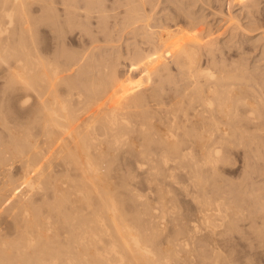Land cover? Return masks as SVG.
Masks as SVG:
<instances>
[{
	"label": "bare ground",
	"instance_id": "obj_1",
	"mask_svg": "<svg viewBox=\"0 0 264 264\" xmlns=\"http://www.w3.org/2000/svg\"><path fill=\"white\" fill-rule=\"evenodd\" d=\"M66 1L0 0V264H264V195L243 197L223 177L239 150L264 159V77L235 59L248 54L238 31H260L264 57V13L250 15L261 0H236L228 9L242 5L248 23L216 30L200 14L216 4L224 16L218 0H123L113 25L103 0ZM42 23L51 50L37 41ZM65 25L87 36L89 58L63 53ZM100 43L107 62H130L136 85L114 62L99 65L108 76L92 69ZM114 80L112 95L103 84Z\"/></svg>",
	"mask_w": 264,
	"mask_h": 264
},
{
	"label": "rangeland",
	"instance_id": "obj_2",
	"mask_svg": "<svg viewBox=\"0 0 264 264\" xmlns=\"http://www.w3.org/2000/svg\"><path fill=\"white\" fill-rule=\"evenodd\" d=\"M69 1L71 2V1H73V0H67L66 2L67 3H69ZM107 1V2H106ZM105 2H104V0H103V4L105 5V7H107L108 6V8H109V15H111V18L112 19H110L111 21H112V23H110V24H112L113 25V22H115V20H114V17H115V15L113 16L112 14H115V12H116V14H118L117 12H123L124 10L122 9V8H119L120 7V3L122 4V2H124L123 0H106ZM120 1V2H119ZM219 2V5H220V3H224L225 5L223 6L224 8H225V10H224V8L222 9V12H223V14L225 13V15L224 16H222V15H220V14H218V15H215V14H217L219 11H220V8H217L218 6H216V4H212L211 6H213L212 8H213V11L212 10H207V11H205V13L202 11L201 12V16L200 17H205V16H208V18L206 17V21H204V23L206 24V26H209V25H212L211 27L212 28H214L215 30L217 29V26H219V25H222V23L224 22V24H228V22L230 21H232L231 20V18H233V16H238V18H240V20H241V16L243 15V18H242V20L243 21H241V23H243V25H245V23H248V21L249 20H246L245 18H244V16L246 17V15H247V10H243L242 9V5H239V7L238 6H236L237 8H238V10H237V8L235 9H233L231 12H230V7H231V5L233 4V6H234V4H237L238 2L237 1H239L240 2V0H234V2H230L229 0H226V3H225V0H218ZM223 1V2H222ZM227 1H229V2H227ZM264 0H261V1H259V3H257V5L259 6V10H258V13H255V12H257V5H254L253 4V0L251 1L252 2V5H254V7H256V8H254L255 9V11H253L254 9H250V11H251V13L252 12H254V13H252V14H250V15H253V14H255V17H257V14L259 15V14H263L264 12H262L263 10H264V2H263ZM115 2V3H114ZM151 2H153L152 0H151ZM237 2V3H236ZM81 3H83V2H81ZM81 3H79V5L82 7L83 6V4L81 5ZM106 3H107V5H106ZM153 3H155V0H154V2ZM230 3V4H229ZM249 3H250V1H249ZM262 3V4H261ZM115 4V5H114ZM124 4V3H123ZM251 4V3H250ZM256 4V3H255ZM260 4V5H259ZM113 5V6H112ZM164 5V4H163ZM159 6V8L157 9V11H160L163 7H165V5L164 6ZM218 5V4H217ZM230 5V6H229ZM37 6H39V5H33L32 7H31V9L33 10V12H34V17L35 18H37V20L39 19V18H45V14L44 13H42L41 11H39L40 10V7H39V9L37 8L36 9V7ZM66 5H64V7H63V5H61V6H58V8H60L59 10L60 11H62V13L63 14H61L63 17H64V14L66 15L67 14V8H68V5L65 7ZM110 6V7H109ZM112 7L114 8V9H112ZM162 7V8H161ZM82 8H84V7H82ZM120 9V11H119V9ZM229 8V9H228ZM64 9H66V11L64 10ZM111 9V10H110ZM115 9H118L117 11L115 10ZM122 9V10H121ZM160 9V10H159ZM215 9V10H214ZM217 9V10H216ZM229 10V12H228V10ZM239 9H240V11H239ZM36 10L37 11H39V12H36ZM113 10V11H112ZM243 10V11H242ZM261 10V11H260ZM261 13H260V12ZM66 12V13H65ZM114 12V13H113ZM120 12V13H121ZM216 12V13H215ZM227 12V13H226ZM235 14H233V13ZM242 12V13H241ZM38 13V14H37ZM42 13V14H41ZM112 13V14H111ZM215 13V14H214ZM230 13H232V15L230 14ZM164 15H165V13H163ZM205 16H204V15ZM228 14H230L231 15V17H229L228 16ZM160 15V16H159ZM159 15H157L155 18H157L158 19V16H159V18L161 17V16H163L162 15V13H160ZM113 16V17H112ZM228 16V17H227ZM259 17V16H258ZM65 18V17H64ZM121 18H122V16H121ZM210 18V19H209ZM41 19H39V21L41 20ZM95 20H93L92 21V28H93V31H91L92 33H94V34H96V35H98L96 32H98V33H101V31H102V25L100 24V22H102V19H96V18H94ZM119 19H120V16H119ZM157 19H155L154 21H156ZM220 19V20H219ZM223 19L224 20H226V23H225V21H223ZM110 20L108 19V21L110 22ZM217 20H219V21H217ZM229 20V21H228ZM98 21V22H97ZM154 21H152V24L153 23H156V22H154ZM228 21V22H227ZM252 20H250V22H251ZM218 22V23H217ZM112 25H110V27L112 26ZM229 25V24H228ZM231 27H233L232 25H230ZM47 27V28H46ZM49 27V28H48ZM67 27V28H66ZM109 27V26H108ZM110 27L109 28H105L106 30H109L110 29ZM64 28L65 29H67V31L65 30V32H68V26L67 25H65L64 26ZM90 28H91V26H90ZM92 28H91V30H92ZM38 30L37 31H39V32H37V37H39V38H37V41H38V43H42V46H41V44H40V46L43 48V49H45V50H51V49H53V48H51V47H54V41L52 40L53 39V37H52V33L53 32H51L50 30H51V27H50V25L49 24H46V23H42V24H40V26L37 28ZM47 29V30H46ZM100 30V31H99ZM79 32V31H78ZM239 32V34L240 35H242L243 37H241V41H242V43H243V47H242V51L240 50L239 52H242L243 53V48H244V51L245 52H248V54L246 55V56H244V55H238L237 57H238V59H237V57L235 58L236 60H239V57L240 58H242V59H245L246 61H245V64L246 65H248V68H249V70H251V71H254V69H258V67H261V68H259L258 70H260V72L258 71V74H260L261 75V77H264V57L262 56V52H263V49H262V45H263V42H260L259 43V40L257 41V39H259L260 37H261V35L260 34H258V33H260V31H258V32H255V33H252V35L251 34H248L247 35V33H243L242 31H238ZM39 33V34H38ZM79 33H81V36H79L80 34ZM79 33H77L76 32V34H74V35H71L69 32L68 33H66V35H68V37L69 38H67V36L65 37V43L66 44H64V46L65 45H67V46H65L64 48H63V50L64 49H67V50H62L61 48L63 47L62 45H63V43L61 44V46H59V50H62L63 51V53L65 54L66 53V55H67V53H70V52H74V48H76V50L75 51H78L77 53L78 54H80L81 56L83 55V51H85L84 49H86V51L88 50V52L86 53V55L88 56V57H86V58H89L90 57V53H89V51H92L93 49H90V48H92L91 46L92 45H90V44H87L88 46L87 47H85L84 45H81V43L82 44H84L83 42L84 41H86V40H88L86 37V35L84 34V33H82V32H79ZM243 33V34H242ZM83 34L85 35V36H83ZM94 34H93V36H94ZM246 35V36H245ZM257 35V36H256ZM76 36V37H75ZM98 36H101L100 34L98 35ZM72 37H73V40L74 41H72ZM85 37V39H84V41L82 42L81 40H83V38ZM257 37V38H256ZM41 38H42V40H41ZM52 38V39H51ZM223 38H225V39H223ZM67 39V40H66ZM41 40V41H40ZM226 42H225V41ZM229 38L225 35V36H222V38L221 39H219V43H221V46L223 47L224 45H226L227 44V42L229 43ZM45 41H47V42H45ZM221 41V42H220ZM254 41H256L255 42V44H253L254 43ZM53 42V43H52ZM73 42H75V43H73ZM130 42H133L132 40H130ZM130 42H128V43H130ZM258 42V43H257ZM119 43V42H118ZM223 43V44H222ZM73 44V45H72ZM77 44V45H76ZM101 45H99V44H96V45H93V46H101V47H103L102 48V50L100 49V50H94V57H95V59L94 60H98V58H99V62L100 61H103V62H101V63H99L98 61H96V62H98V63H96V62H94V60L92 61L93 63H90L91 62V60L89 59H87L88 60V64H90V65H92L91 67H92V69H94L95 70V72L96 71H98V70H100V72L101 73H103L104 75H106L107 74V76H108V74L110 73L109 71V69H108V71L106 70V72L104 71V67H107V65L106 64H108V66H109V64H112L111 66H110V68H112V67H115V65L117 66V68H118V73H121L122 72V74L124 75V77L127 79H129V78H131V80L130 81H128L127 80V85H128V87H131V86H134V85H136L138 82H136V81H139L140 79V77H136V75H139V73H137V71H135L134 69H133V71L131 70L132 68L131 67H129L128 66V62L129 61H125V65H123L124 67H126L125 69H124V67L123 68H121L120 66L121 65H119V67H118V63H122L121 61L119 62H117L116 60H115V58H114V60H113V58H112V60H111V63L110 62H107L106 61V58H107V56H108V54L109 53H111V52H113V51H110V52H108L107 54H105L104 55V53L105 52H103L105 49H107V48H104V43L102 44V43H100ZM122 44H124L123 42H121L120 43V45H122ZM258 45V47L256 48V46H254L255 47V49H254V47H253V45ZM261 44V45H260ZM52 45V46H51ZM70 45H72V46H70ZM74 45L76 46V47H74ZM116 45V44H115ZM119 44H117L116 46H120ZM70 46V47H69ZM84 46L85 48H82V47ZM122 46H125V45H122ZM220 45H219V47H221ZM247 46V47H246ZM71 47H73L72 49H74V50H72L71 49ZM89 47V48H88ZM225 47V46H224ZM240 46H238V48H239ZM48 48V49H47ZM78 48H80V50H77ZM71 49V50H70ZM257 49V50H256ZM82 50V51H81ZM61 51V52H62ZM65 51H67V52H65ZM68 51H70V52H68ZM102 51V52H101ZM106 51V50H105ZM225 51H228L227 49L225 50ZM251 53H250V52ZM262 51V52H261ZM96 52V53H95ZM107 52V51H106ZM98 53V54H97ZM261 53V54H260ZM89 54V55H88ZM101 54H103V55H101ZM251 54V55H250ZM96 55H98V57H96ZM101 56V57H100ZM102 56L104 57L105 56V63H104V58H103V60L102 59H100V58H102ZM242 56V57H241ZM248 56V57H247ZM260 56H262V57H260ZM113 57V56H112ZM245 57V58H244ZM260 58V59H259ZM249 59V60H248ZM65 59H61V61H64ZM257 60V61H256ZM116 61V62H115ZM260 61V62H259ZM263 61V62H262ZM113 62H114V64H113ZM94 63H96V64H94ZM117 63V64H116ZM130 63V62H129ZM258 63V64H257ZM259 63H260V65H259ZM102 65V64H105V65H102V66H104L103 68L101 67H99V65ZM97 65V66H96ZM255 65V66H254ZM257 65V66H256ZM93 66H96L95 68H97V69H95ZM253 66L254 67H257V68H253ZM128 67V68H127ZM252 67V68H251ZM99 68V69H98ZM119 68H121V72H120V69ZM102 69H103V71H102ZM253 69V70H252ZM132 73H131V72ZM109 72V73H108ZM124 72V73H123ZM262 73V74H261ZM136 77V78H135ZM108 79V78H107ZM264 79V78H263ZM133 80V81H132ZM134 81L136 82V84L134 83ZM261 81H263V83H264V80H262L261 79ZM4 82H6V80H4V81H2V78L0 79V89L1 88H5V87H7V84L6 83H4ZM116 82V80H114L113 82H110L109 83V81L108 82H106L105 84H103L104 86H105V88H106V90L107 91H109V92H111V94L113 95V92L115 91V90H119V87L118 86H120V84H119V81L117 80V84L115 83ZM130 82H131V84H134V85H131L130 84ZM4 83V84H3ZM125 84V85H126ZM102 85V86H103ZM108 85V86H107ZM126 85V86H127ZM2 86V87H1ZM104 86H103V88H104ZM114 86L116 87V88H114ZM118 87V88H117ZM108 104H109V102H108ZM119 107V106H118ZM136 136V135H135ZM137 137V136H136ZM136 137H135V139H136ZM135 141H137V140H134V144H137V142H135ZM140 144V143H139ZM139 144H137V145H135V148L137 149V150H140V149H138V147L137 146H139ZM239 152H241V153H239ZM264 152V151H263ZM242 153H243V151L242 150H239L238 151V154L237 153H235V157H234V155H233V158H234V160L232 159V158H230L231 159V162H232V164H229V163H227L226 164V169L225 168H223V171L226 173V174H224L223 173V177H224V179L227 181V182H225L226 184V186L229 188V187H231V190L232 191H235L236 193H239L240 191H241V193H243L242 194V196L244 197V194L246 193H248V194H252V192H253V189L255 190H258V192L259 193H261L262 195H264V187H262V186H264V159L262 158V157H259V159H257L258 158V155H256L257 154V152H253V153H255V158H251V156H252V154L250 155V160H249V163L252 165V166H249V167H251V169L248 167V165H250L249 163H248V159H246L245 157H244V155H242ZM240 154V155H239ZM254 155V154H253ZM263 156H264V153L262 154ZM257 156V157H256ZM245 159V160H244ZM259 160V161H256V160ZM244 160V161H243ZM247 160V162H245ZM251 160H253L252 162L253 163H251ZM263 160V161H262ZM141 162H142V160H140ZM139 161V162H140ZM255 161V162H254ZM230 162V161H229ZM230 162V163H231ZM236 163V164H235ZM248 163V164H247ZM260 163V164H259ZM147 165L148 166V164L147 163H145L144 161L142 162V164L141 165ZM235 164V165H234ZM255 164V165H254ZM172 165V164H171ZM171 165L169 166V172H170V170H172V172H170V174L171 173H173V171L174 170H176L177 169V171H178V169H179V173L182 171V169H180L179 167H178V165H172V166H174L173 168L171 167ZM233 165V166H232ZM122 167H123V165H121ZM144 167V166H141V168L143 169V170H145V172H150V171H153L154 169H152L151 167V165L149 166L150 168V171H149V169H148V167ZM177 166V167H176ZM171 167V168H170ZM246 167V168H245ZM176 168V169H175ZM260 168V169H259ZM148 169V170H147ZM152 169V170H151ZM225 169V170H224ZM246 169H247V171H246ZM263 169V170H262ZM123 171H122V173H123V175H125L126 177H128L129 176V174L131 173L129 170H128V167H127V165L125 164L124 165V167H123V169H122ZM147 170V171H146ZM251 170V171H250ZM176 171V175H180L178 172ZM243 171V172H242ZM254 171V172H253ZM155 172V171H154ZM154 172H152V173H154ZM168 172V173H169ZM175 172V171H174ZM253 172V173H252ZM146 173V174H147ZM151 173V174H152ZM247 173H249V176H248V174ZM174 174V173H173ZM181 174H182V172H181ZM245 174V175H244ZM246 174H247V176H246ZM253 174V175H252ZM263 174V175H262ZM128 175V176H127ZM148 175V174H147ZM244 175V176H243ZM124 176V177H125ZM145 176V175H144ZM181 176V175H180ZM242 176H243V178H242ZM244 177H245V179H244ZM249 177V178H248ZM241 178V179H240ZM228 179H229V181H228ZM248 179H250V180H248ZM181 180V178H179V181L178 182H181L180 181ZM229 182V183H228ZM237 182V183H236ZM252 182V183H251ZM228 183V184H227ZM238 183H239V185H238ZM244 184V186H243V184ZM172 183L170 182L169 183V187L170 188H168V189H171L172 187L173 188H177V186H179L181 183H178V185H176V184H173V185H171ZM240 184H241V186H240ZM250 184L252 185V186H250ZM254 184V185H253ZM233 185H234V188L237 190L238 189V191H236L234 188H233ZM138 186V185H137ZM141 185H139V187H140ZM151 185H144V187H143V185L141 186V188H139V187H136V189H137V191H138V194L140 193V195L141 196H143V198L145 197V199L146 198H152L151 197V195H149V192H150V194L155 190L154 188L152 189V187H153V185L151 186V188H149ZM237 186H238V188H237ZM243 186V187H242ZM245 186H246V189H248V188H250V190H252L251 192H250V190H248V192H247V190L246 189H244L245 188ZM249 186V187H248ZM147 187V188H146ZM180 187V186H179ZM240 187H242V188H240ZM251 187L253 188V189H251ZM243 190H245L244 192H242ZM141 191V192H140ZM250 192V193H249ZM153 193H155V194H153ZM152 194L153 195H156L157 193H156V190H155V192H153ZM149 197H148V196ZM152 195V196H153ZM242 196H240V197H242ZM156 197H157V195H156ZM156 197H154L153 196V198H156ZM246 197V196H245ZM240 206L242 205H245V206H248L246 203H244V204H241V203H238ZM244 206V207H245ZM244 223V222H243ZM242 223V221H240V224H243ZM245 224V223H244Z\"/></svg>",
	"mask_w": 264,
	"mask_h": 264
}]
</instances>
